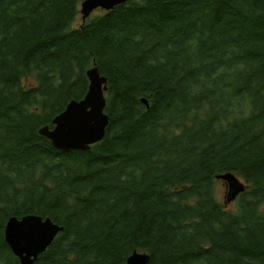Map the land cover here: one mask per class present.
I'll return each instance as SVG.
<instances>
[{"label": "trees", "instance_id": "trees-1", "mask_svg": "<svg viewBox=\"0 0 264 264\" xmlns=\"http://www.w3.org/2000/svg\"><path fill=\"white\" fill-rule=\"evenodd\" d=\"M83 1L0 0V264L30 214L65 228L35 264H264V0H129L75 27ZM94 64L106 137L59 151L39 130Z\"/></svg>", "mask_w": 264, "mask_h": 264}, {"label": "water", "instance_id": "water-1", "mask_svg": "<svg viewBox=\"0 0 264 264\" xmlns=\"http://www.w3.org/2000/svg\"><path fill=\"white\" fill-rule=\"evenodd\" d=\"M129 0H84L80 14L85 23L94 12L112 11ZM89 90L81 100L71 101L66 109L52 121V126L40 128L39 134L48 139L59 151H87L91 146L104 140L110 125L106 112L108 79L94 66L87 72ZM142 102L149 108V101ZM228 185L227 200L235 201L247 191V184L234 173L217 176ZM65 230L51 218L30 214L11 217L5 226V241L21 264H35L47 252L57 237ZM151 256L147 252L134 251L126 264H149Z\"/></svg>", "mask_w": 264, "mask_h": 264}, {"label": "rangeland", "instance_id": "rangeland-1", "mask_svg": "<svg viewBox=\"0 0 264 264\" xmlns=\"http://www.w3.org/2000/svg\"><path fill=\"white\" fill-rule=\"evenodd\" d=\"M99 12H101V10H97L96 13L94 12L92 17L97 15ZM82 23H83L82 15L80 14L76 20L75 27H79ZM241 181L244 182L242 179ZM227 193H228V185L226 184V182L222 180H217L216 196H217L218 201L222 203L226 208L235 209L237 206L238 199L232 202H228Z\"/></svg>", "mask_w": 264, "mask_h": 264}]
</instances>
